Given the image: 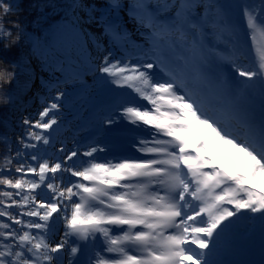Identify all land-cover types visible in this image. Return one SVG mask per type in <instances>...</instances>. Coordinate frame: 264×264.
<instances>
[{"label": "snow or ice", "instance_id": "obj_1", "mask_svg": "<svg viewBox=\"0 0 264 264\" xmlns=\"http://www.w3.org/2000/svg\"><path fill=\"white\" fill-rule=\"evenodd\" d=\"M63 7L41 107L15 127L0 119V264H231L240 214L264 224V0ZM18 8L0 0L5 50L23 33L8 19ZM15 75L0 70V107L17 106L3 89ZM70 84L90 132L72 148L60 135ZM128 133L127 151L107 155Z\"/></svg>", "mask_w": 264, "mask_h": 264}, {"label": "trees", "instance_id": "obj_2", "mask_svg": "<svg viewBox=\"0 0 264 264\" xmlns=\"http://www.w3.org/2000/svg\"><path fill=\"white\" fill-rule=\"evenodd\" d=\"M19 8L14 14L8 17L10 20L18 21L23 28V33L19 43L5 50L4 42L0 40V70L14 71L15 79L10 84L3 85V89L12 92L17 98L18 103L14 108L0 107V119L8 117L12 121V127H15L16 116L21 112L22 101L26 95L28 86L20 82V74L30 71L31 63H36L42 68V52L44 44L51 39L49 35L50 28L61 22L65 14L64 5L69 0H17ZM233 4L249 3L257 4L259 0H225ZM50 5H58L55 9ZM238 8L233 9V17L238 21ZM9 27L10 25H5ZM15 35V30L13 32ZM12 63H18V67H11ZM42 79L38 80V85L42 86ZM0 131L4 129L0 128ZM19 131V129H17ZM2 151V149H0Z\"/></svg>", "mask_w": 264, "mask_h": 264}, {"label": "rangeland", "instance_id": "obj_3", "mask_svg": "<svg viewBox=\"0 0 264 264\" xmlns=\"http://www.w3.org/2000/svg\"><path fill=\"white\" fill-rule=\"evenodd\" d=\"M86 2L88 4H95L97 5V7H101V10H102V6L104 5L105 0H86ZM237 13L239 14L237 17L238 18L237 23L239 24L241 33L243 35V33L246 31V25L242 18L241 13L240 12H237ZM97 15H99V13H97ZM88 30L96 34H99L101 32V29L99 28V26L95 24L88 26ZM134 40H137V38H135ZM91 43L92 41H89L88 45H86L85 55H87L88 51H93V54H94V49L90 47ZM104 44L105 45L108 44L107 38L104 39ZM35 73H37L38 75L41 74V76H43L46 81H48L51 78L50 72L48 71L47 73L43 70L40 71V68L39 67L37 68L36 63H32V65L30 66V72L28 71V73L20 74L19 76L20 82L26 84L28 86V91H29V93H27V96L25 97V101H23V103H25L26 107L28 108V110L25 111L24 113L25 115L30 114V113H35L41 107L42 97L47 94L46 89L42 88L41 86L37 84L36 82L37 75ZM55 75L59 76L60 73L57 72L55 73ZM85 77H86V81L89 84H92V76L87 75ZM66 90L72 93V95L69 96L67 100V106L63 112L64 125L60 130V135L64 138L66 146L68 148H72L74 147V145L71 146V143H72V140H70L71 137H73L72 139H74V136L76 137V135H79L78 133L80 132H81V136L88 133V132L81 131L79 128V125L81 123H86V118L88 116V113L83 108L80 107L81 102L79 101V98L77 97V99H74L73 95L76 94L74 91V86L70 84L67 86ZM78 111H82L84 113V116L80 120H75L74 119L75 112H78ZM20 116L21 114L20 115L18 114V116H16V121L20 118ZM105 138L106 137L102 136L103 141ZM76 141L77 139L75 140V142ZM114 143L115 142H112L110 143V145H113ZM109 149H110L109 151L110 153L115 154L116 151H113L111 148ZM230 154H231V150L225 147L224 155L228 156ZM103 155L104 154H101V156ZM107 155H109V153H107ZM223 162L224 161L221 160V163ZM241 215L248 216V214L246 213H243ZM258 215L259 214H257V217ZM233 219L235 220L236 218H233ZM243 220L244 219L240 218L239 220L236 221L237 224H235L234 235L232 237V239L237 237L236 239L239 240L241 247L234 248L231 254L235 256L237 254L240 257V259L246 260V258H249V257H245V256L250 254L248 252H252L254 255L253 258L255 260L254 263L264 264V224H262L258 218L250 219L249 216L246 218L245 221ZM241 222H243V225L240 227V230H237ZM251 249L254 250L255 252L252 251Z\"/></svg>", "mask_w": 264, "mask_h": 264}, {"label": "bare ground", "instance_id": "obj_4", "mask_svg": "<svg viewBox=\"0 0 264 264\" xmlns=\"http://www.w3.org/2000/svg\"><path fill=\"white\" fill-rule=\"evenodd\" d=\"M75 62H73V65L76 67V69H77V65L76 64H74ZM119 144H121V143H119ZM115 150H116V154H119V153H123L124 151H122L121 149H120V147H119V145H117V146H115ZM240 229V226H239V228L237 229V230H239ZM237 243L235 242V244H234V246L236 245ZM238 262L240 263V264H244L245 263V260H243V259H238ZM246 264H249V263H246Z\"/></svg>", "mask_w": 264, "mask_h": 264}]
</instances>
